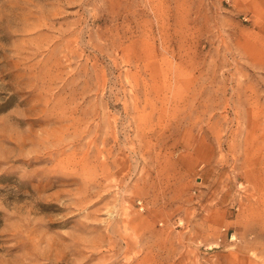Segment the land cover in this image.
Here are the masks:
<instances>
[{
    "label": "rangeland",
    "instance_id": "obj_1",
    "mask_svg": "<svg viewBox=\"0 0 264 264\" xmlns=\"http://www.w3.org/2000/svg\"><path fill=\"white\" fill-rule=\"evenodd\" d=\"M0 264H264V0H0Z\"/></svg>",
    "mask_w": 264,
    "mask_h": 264
}]
</instances>
